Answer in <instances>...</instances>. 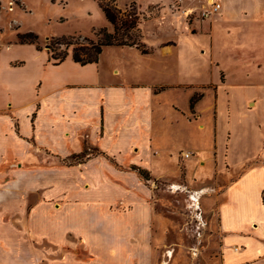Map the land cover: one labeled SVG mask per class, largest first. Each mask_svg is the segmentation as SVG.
I'll return each mask as SVG.
<instances>
[{
  "label": "crops",
  "instance_id": "crops-1",
  "mask_svg": "<svg viewBox=\"0 0 264 264\" xmlns=\"http://www.w3.org/2000/svg\"><path fill=\"white\" fill-rule=\"evenodd\" d=\"M246 23L232 18L224 21L223 50L220 39L215 41L206 35L208 47L220 50L215 60L223 65L220 67L224 68L226 80L212 86V100L205 109L210 111L211 122L202 121L204 125L191 124L186 118L189 103L181 111L174 104L165 108L160 100L165 91L204 82L183 78L174 83H158L128 77L117 64L104 72L99 59L83 66L74 63L71 56L57 65L47 59L57 72L45 82L38 81L37 93L28 102L7 104L0 126V163L4 158L30 161L31 157L24 153L27 140L54 158L78 154L84 145H92L95 155L77 163L80 182L89 188L74 194L73 202L58 209L42 203L38 195L29 214V202L25 200L30 198L9 191L14 183L26 184L27 176L18 174L17 181L5 183L7 188L0 192V264H42L40 245L25 240L26 234L32 233L38 238L46 234L49 249H63L60 258L49 251L46 264H152L153 211L144 202L150 192L136 186L140 180L148 179H143L137 170L151 172L155 156L168 163L176 160L181 151H191L204 163L197 171L192 191L177 185L190 192L188 207L204 212L208 219L215 217L218 264H264V17L257 13ZM247 29L260 30L263 42L255 32L252 44L248 39L239 41L237 36L246 34L243 31ZM181 32L177 37L160 29L154 45L144 43L147 54L133 47L119 49H135L134 54L142 60L137 62L138 74L158 73L147 63L172 57L177 58L174 60L178 67L184 50L182 36H188L185 26ZM222 52L224 64L220 61ZM210 67L218 73L211 55ZM206 93L195 103L197 112L201 111L199 105ZM206 125L210 126L208 132L201 134V127ZM192 134L207 138L208 145L196 144ZM193 163L191 157L186 159L185 169H192ZM41 182L39 178L32 181L38 187L42 183L47 188L55 187L56 174ZM222 183L223 189L215 193V186ZM33 184L32 189H37ZM174 187L180 188L171 185ZM53 191H47L44 198L52 199ZM119 198L127 208L110 209ZM194 202L196 208L192 206ZM197 214L195 217L199 218ZM58 232L65 234V241L57 240ZM94 232L101 235L90 245V233ZM70 234L81 237L76 248L82 256L75 255L76 250L70 247ZM199 236L201 239L202 234ZM28 247L41 258L23 257L19 250Z\"/></svg>",
  "mask_w": 264,
  "mask_h": 264
},
{
  "label": "rangeland",
  "instance_id": "rangeland-1",
  "mask_svg": "<svg viewBox=\"0 0 264 264\" xmlns=\"http://www.w3.org/2000/svg\"><path fill=\"white\" fill-rule=\"evenodd\" d=\"M217 1L221 5L220 11L208 18H202L198 17L197 14L205 4L204 0H0V126L3 124L4 111H7L8 103L15 106L25 101L28 102L37 93L38 81L45 82L54 72H57L47 63L49 57L47 44L51 43V39L65 37L68 39L67 42L85 44V39L96 41L98 39L97 31L101 28H105L107 32H112V26L105 21L99 8L101 3H107L121 13L135 12L141 41L145 44L154 45L156 39L159 38L157 31L160 29L180 36L183 26L186 27L188 36H182L184 38L182 43L184 50H182L181 57L178 58V67H175L174 60L177 58H160L157 59V62L147 63L152 69H158V73L143 72L140 75L137 68L140 64L137 62L142 60L139 55L134 54L135 49L128 51L126 48L107 47L106 51L99 55L101 68L104 72H109L113 64H117L122 67L120 68L121 73L128 77L131 76L134 79L140 77L143 80L153 79L158 83H174L183 78L187 81L204 82L193 85L185 84L180 86V90L165 91L160 100L165 108L174 104L181 111H184L187 108V103H189L188 96L190 99L194 94L207 92L199 105L201 111L197 112L195 104L193 109L186 110L184 115L191 124L194 122L193 124L204 125L203 122H211L210 111L205 109L212 100V86L225 82L226 74L224 68L220 67L223 65L215 60L216 57L220 56V50H216V46L208 47L206 35L210 38L213 37L215 41L216 38L220 39L222 43L220 49L223 50L224 21L226 19L232 18L234 21L239 20V22L241 20L244 24H248L246 19L257 13L264 17V0ZM247 31L249 29L243 31L246 34L237 36L239 41L248 39L252 44L256 33L260 42H263L260 30H256L259 32ZM189 34L196 36L190 37ZM33 35L36 36L33 44L20 42V39H32ZM73 47L75 46L70 45L68 47L67 57L71 56ZM61 49L65 51L64 47ZM210 55L211 59H214V66L218 68V73L215 68L210 67ZM221 59L220 61L224 64L223 52ZM209 128V125L204 128L201 127L200 133H207ZM193 130L197 129L194 128ZM192 136L195 137L196 141L194 142L196 144L208 145L207 138L193 134ZM29 144V140L24 143V153L31 157L30 161L21 163L16 159L6 160L4 158L0 163V177L4 178L1 180L0 192L7 188L5 183L17 181L18 174L22 177L26 175V184L14 183L10 185L11 190L9 191L25 194L30 198V200H25V202H29L27 211L30 214L33 205L37 203L38 195L41 196L42 203L58 209L64 208L66 203L73 202L74 194L88 191L89 186L80 182V167L77 163L84 161L87 156L95 155L94 146L84 145L85 154L78 153L54 158L48 152L39 151ZM183 153L191 154L190 157L194 160V166L190 170L185 169L186 159H183L181 155ZM177 157L173 162L167 163L163 158L155 156L152 160L154 170L142 173V175H147L148 180H140L141 182L136 184L144 192L146 190L150 192L149 195L144 196V202L153 211L151 222L152 264H161L163 261H167V264H218L215 217L212 216L208 219L204 212L199 213L198 210L188 207L191 202L188 197L190 192L182 188L184 186L189 191L194 189L192 187L196 186L197 171L201 169L204 163H200L199 156L197 157L191 151H181ZM122 170L129 171L130 168ZM159 172H164L165 175L162 176ZM54 173L57 178L55 187L47 188L48 185L42 182L48 180L49 176L54 175ZM190 173L192 175L188 176ZM38 178L42 181L44 188L32 183ZM32 184L37 189L33 190ZM171 185L180 188L177 190L176 187L171 188ZM221 185L215 186V193H219L223 189L224 184ZM49 190L53 191L54 194L50 200L44 198V194ZM79 202L75 204L78 205ZM193 204L195 206H192L196 207V203ZM125 205V203H121L120 199L110 205V209L114 206L125 209L127 208ZM195 213L200 214H197L199 218L195 217ZM197 221L205 223V226L201 227L202 224H198ZM94 224L96 225V221ZM199 233L202 234L201 239ZM56 235L58 241H65V234L58 232ZM98 235L101 234L90 233L89 241L92 242L90 245L97 242L96 237ZM45 238H47L46 234H41L38 238L33 233L26 234L25 238L32 244L40 245V253L43 258L39 257L38 253L30 247L20 249L19 252L29 260L41 258L42 264L43 262L46 264L45 258L49 256V251H51V255L57 258L62 257L63 249H49ZM80 239L81 237L76 234H70L67 237V240L71 241L70 247L73 246L76 250L74 251L75 255L82 256L80 250L76 248L81 244ZM26 245L29 246L30 244L26 243ZM194 247L198 248L196 252ZM54 251L57 254H54ZM89 256L93 255L89 253Z\"/></svg>",
  "mask_w": 264,
  "mask_h": 264
},
{
  "label": "trees",
  "instance_id": "trees-1",
  "mask_svg": "<svg viewBox=\"0 0 264 264\" xmlns=\"http://www.w3.org/2000/svg\"><path fill=\"white\" fill-rule=\"evenodd\" d=\"M99 8L105 21L112 26V32H107L105 28H101L97 31L98 39L96 41L85 39V44L67 42L68 39L65 37L51 39V43L47 44L49 62L51 61L53 65L63 62L68 55L67 49L70 45L75 46L71 50L72 61L81 66L97 63L99 55L105 47H133L141 54H147L149 52L145 44L141 41L138 19L135 12L129 11L121 13L107 3L99 4ZM35 40L36 36L33 35L32 39H20V42L33 44ZM62 47H64L65 51H62ZM201 97V94H194L191 96L189 100L190 110L193 109L194 104L198 102ZM80 153L85 154V150H82ZM137 171L143 179H148L147 175H142L144 171L140 169Z\"/></svg>",
  "mask_w": 264,
  "mask_h": 264
},
{
  "label": "built area",
  "instance_id": "built-area-1",
  "mask_svg": "<svg viewBox=\"0 0 264 264\" xmlns=\"http://www.w3.org/2000/svg\"><path fill=\"white\" fill-rule=\"evenodd\" d=\"M204 1L205 4L199 10L197 14L198 17L208 18L211 15L218 13L220 11L221 5L217 0H211L210 2H208V0H204ZM186 15H188V13ZM182 156L183 158L188 159L190 158L191 154L183 153Z\"/></svg>",
  "mask_w": 264,
  "mask_h": 264
},
{
  "label": "bare ground",
  "instance_id": "bare-ground-1",
  "mask_svg": "<svg viewBox=\"0 0 264 264\" xmlns=\"http://www.w3.org/2000/svg\"><path fill=\"white\" fill-rule=\"evenodd\" d=\"M211 0H208V2H210ZM11 10V9H10ZM192 205H194L195 206V204H192ZM196 208V207H195Z\"/></svg>",
  "mask_w": 264,
  "mask_h": 264
}]
</instances>
